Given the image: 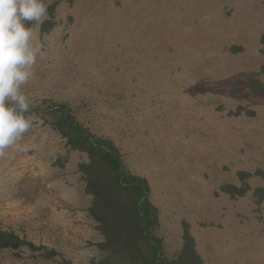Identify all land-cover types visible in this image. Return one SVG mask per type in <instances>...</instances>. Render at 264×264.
Wrapping results in <instances>:
<instances>
[{"label":"rangeland","instance_id":"rangeland-1","mask_svg":"<svg viewBox=\"0 0 264 264\" xmlns=\"http://www.w3.org/2000/svg\"><path fill=\"white\" fill-rule=\"evenodd\" d=\"M43 2L22 86L32 127L0 155V230L23 244L0 264H264V0ZM55 103L147 181L159 262L136 194L100 164V197L87 189L89 154L55 127Z\"/></svg>","mask_w":264,"mask_h":264},{"label":"clouds","instance_id":"clouds-1","mask_svg":"<svg viewBox=\"0 0 264 264\" xmlns=\"http://www.w3.org/2000/svg\"><path fill=\"white\" fill-rule=\"evenodd\" d=\"M46 15L43 0H0V155L32 127L22 86L33 75L40 48L29 25Z\"/></svg>","mask_w":264,"mask_h":264},{"label":"trees","instance_id":"trees-1","mask_svg":"<svg viewBox=\"0 0 264 264\" xmlns=\"http://www.w3.org/2000/svg\"><path fill=\"white\" fill-rule=\"evenodd\" d=\"M264 43V35L262 37ZM264 90V85L261 87ZM51 118L55 127L68 139L69 144L73 147L86 151L89 154L90 160L87 164H82V169L88 175V190L91 191L96 198L100 197L97 191L93 190L91 186L97 185L98 182L90 178L91 170L96 164L102 165L113 173L111 183L116 189L131 190L136 194L133 209L130 213L135 217V222L138 227H141L140 236L143 241L154 251V261L161 260L158 238L153 235L152 229L158 223V216L152 208L148 194L149 187L147 181L140 177L128 174L125 170L122 154L120 148L111 140L105 137H99L93 134L90 130L85 128L82 123L76 118L72 110L66 103H55L49 110ZM97 199L96 205L92 208L93 214L102 222L104 217L99 214L98 203L102 200ZM116 201L111 200L110 204ZM104 204L103 206L108 205ZM97 208V209H96ZM23 244L21 239L7 231L0 230V247H16ZM31 244V243H30ZM131 248V247H130ZM123 252L122 250H118ZM129 259H126V257ZM123 257V256H121ZM133 253L127 252L123 259H117L114 263L110 261L101 260L98 262H91L90 264H137L132 263ZM144 264H153L144 262Z\"/></svg>","mask_w":264,"mask_h":264}]
</instances>
